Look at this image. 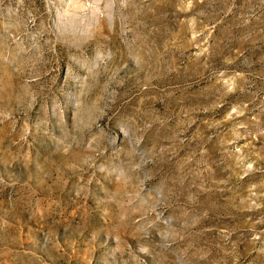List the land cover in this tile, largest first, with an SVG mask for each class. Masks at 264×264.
Listing matches in <instances>:
<instances>
[{
    "label": "rangeland",
    "instance_id": "1",
    "mask_svg": "<svg viewBox=\"0 0 264 264\" xmlns=\"http://www.w3.org/2000/svg\"><path fill=\"white\" fill-rule=\"evenodd\" d=\"M0 264H264V0H0Z\"/></svg>",
    "mask_w": 264,
    "mask_h": 264
}]
</instances>
